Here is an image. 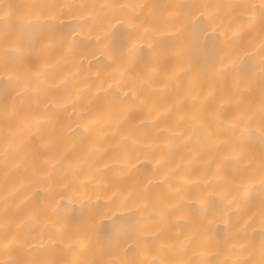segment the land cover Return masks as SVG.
I'll use <instances>...</instances> for the list:
<instances>
[{
    "label": "bare ground",
    "instance_id": "bare-ground-1",
    "mask_svg": "<svg viewBox=\"0 0 264 264\" xmlns=\"http://www.w3.org/2000/svg\"><path fill=\"white\" fill-rule=\"evenodd\" d=\"M262 30L264 0H0V264H264Z\"/></svg>",
    "mask_w": 264,
    "mask_h": 264
},
{
    "label": "snow or ice",
    "instance_id": "snow-or-ice-1",
    "mask_svg": "<svg viewBox=\"0 0 264 264\" xmlns=\"http://www.w3.org/2000/svg\"><path fill=\"white\" fill-rule=\"evenodd\" d=\"M262 35H264V30H262ZM261 68H262V72H264V45H262L261 47ZM262 82H264V76H262ZM15 83H17L16 81H9L8 84L9 86L14 85ZM25 89L30 88L31 84L30 83H26L24 85ZM7 91V88L5 89V92ZM260 114L261 117L264 118V103L261 104L260 106ZM262 143H264V138H262ZM94 264V262H93Z\"/></svg>",
    "mask_w": 264,
    "mask_h": 264
}]
</instances>
